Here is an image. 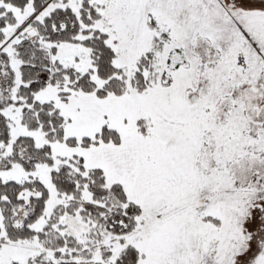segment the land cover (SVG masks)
I'll return each instance as SVG.
<instances>
[{
	"label": "snow or ice",
	"instance_id": "obj_1",
	"mask_svg": "<svg viewBox=\"0 0 264 264\" xmlns=\"http://www.w3.org/2000/svg\"><path fill=\"white\" fill-rule=\"evenodd\" d=\"M0 264H264V0H0Z\"/></svg>",
	"mask_w": 264,
	"mask_h": 264
}]
</instances>
